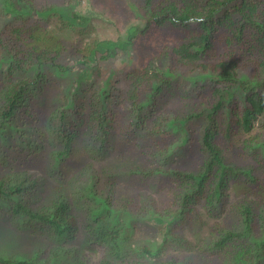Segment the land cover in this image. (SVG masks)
I'll use <instances>...</instances> for the list:
<instances>
[{
  "label": "trees",
  "instance_id": "1",
  "mask_svg": "<svg viewBox=\"0 0 264 264\" xmlns=\"http://www.w3.org/2000/svg\"><path fill=\"white\" fill-rule=\"evenodd\" d=\"M0 230V264H264V0H0Z\"/></svg>",
  "mask_w": 264,
  "mask_h": 264
},
{
  "label": "rangeland",
  "instance_id": "2",
  "mask_svg": "<svg viewBox=\"0 0 264 264\" xmlns=\"http://www.w3.org/2000/svg\"><path fill=\"white\" fill-rule=\"evenodd\" d=\"M146 54H148V52H146ZM125 80L122 79L121 80V86L125 85ZM172 107L177 106V104H173L172 103ZM79 153V152H78ZM226 152H224L225 154ZM228 155H230V153H228ZM227 155V156H228ZM111 156V157H110ZM108 158H105L104 160H100L97 166H100L99 168H108L111 167L112 165H114V161L118 160V157H116V153L113 152ZM116 157V158H115ZM78 158V157H77ZM79 160H85V156L80 154L79 155ZM112 160V162H111ZM71 168V165H67L65 167L66 170H69ZM73 171V169H72ZM127 179H120L117 183V187H116V191L118 192L117 194V199L120 201H123L124 199H126L129 196H133L135 198L136 201L139 200L140 196L138 194L141 193H149L155 200L158 206L159 204L162 203V206H164V202H165V196L163 194L164 192V183H161L160 188H156V183L153 181H146L144 182V184H140V182L132 180L131 182H127ZM126 181V182H125ZM134 184V185H132ZM231 200L234 199L233 195H231ZM146 233V232H145ZM206 233V228L204 227L201 231V234H205ZM188 238L193 241L194 237L191 235V232L186 233ZM81 239H79L78 237H76L73 241L69 242L67 244V248L69 249H76L78 250V252L81 253V256H84V262L89 263V262H97L101 255H102V248L100 246H96V251L93 252L92 250H88V248L85 246V244L83 242L80 241ZM21 244H20V243ZM16 243V239L13 238L8 232L2 231L0 230V247H9L11 246L12 248H21V247H26L28 245V242L24 240L23 241H19ZM30 244V242H29Z\"/></svg>",
  "mask_w": 264,
  "mask_h": 264
}]
</instances>
